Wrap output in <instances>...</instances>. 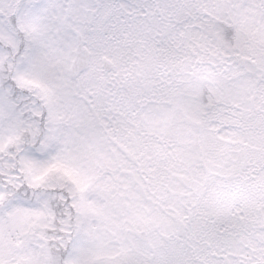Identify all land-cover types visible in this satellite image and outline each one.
I'll return each mask as SVG.
<instances>
[{
  "label": "snow or ice",
  "instance_id": "obj_1",
  "mask_svg": "<svg viewBox=\"0 0 264 264\" xmlns=\"http://www.w3.org/2000/svg\"><path fill=\"white\" fill-rule=\"evenodd\" d=\"M0 264H264V0H0Z\"/></svg>",
  "mask_w": 264,
  "mask_h": 264
}]
</instances>
